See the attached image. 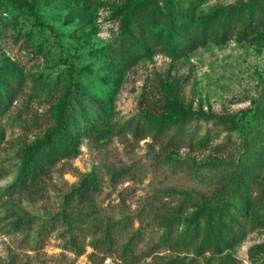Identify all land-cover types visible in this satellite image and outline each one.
Masks as SVG:
<instances>
[{"label": "rangeland", "instance_id": "rangeland-1", "mask_svg": "<svg viewBox=\"0 0 264 264\" xmlns=\"http://www.w3.org/2000/svg\"><path fill=\"white\" fill-rule=\"evenodd\" d=\"M17 1L0 0V66L22 84L0 115V264H264V14L253 41L212 37L185 56L166 43L188 16L212 30L239 16V33L259 0ZM68 92L74 118L106 113L117 132L83 135L32 188L8 190ZM177 113L191 116L178 147L135 133ZM87 175L98 192L63 221ZM233 227L237 243L217 236ZM107 229L112 247L96 245Z\"/></svg>", "mask_w": 264, "mask_h": 264}, {"label": "trees", "instance_id": "trees-1", "mask_svg": "<svg viewBox=\"0 0 264 264\" xmlns=\"http://www.w3.org/2000/svg\"><path fill=\"white\" fill-rule=\"evenodd\" d=\"M81 1L86 3L88 0ZM4 5L8 7L9 5H20V3L17 0H6ZM263 14L264 2L259 0L256 5L251 7L248 12L247 23L239 33L237 32L240 26L239 16L227 15L221 23L216 25V30H212V17H205L195 26L191 17L188 16L186 26L182 29L169 30L166 43L170 50L175 51L180 56H185L212 37L222 42L228 41L233 36H238L241 40L253 41L252 35L260 29ZM143 55H147L146 46H141L135 51L127 49L123 53L122 64L133 63ZM21 85V76L15 67L0 66V115H4L8 111L9 105L21 90ZM69 97L70 92L61 101L60 111L56 114L55 125L45 132L42 139L24 149L19 171L15 180L7 188L8 190L18 192L32 188L57 163L77 154L79 141L83 135L106 137L117 132V124L106 113L98 118L84 117L82 122L74 118L69 111ZM97 101L101 100L97 99ZM190 118L191 116L185 113L164 115L159 119H151L147 125L141 126L138 123L135 127V133L141 135L148 132L155 138L168 136V143L178 147L185 139L184 125ZM172 127L175 129L173 130ZM98 190L99 181L95 176L83 177L79 185L73 187L65 195L60 218L63 221H70L71 217H82L85 213V204ZM23 221L24 218L20 217L17 223H23ZM243 231L244 229L241 227L224 228L217 232V236L237 243L240 241ZM111 233V230L107 229L105 238L97 242L96 245L112 247L114 241ZM128 258L133 259L131 256Z\"/></svg>", "mask_w": 264, "mask_h": 264}]
</instances>
